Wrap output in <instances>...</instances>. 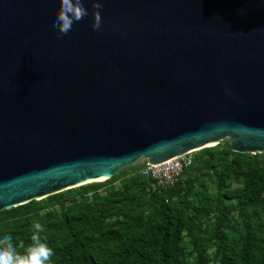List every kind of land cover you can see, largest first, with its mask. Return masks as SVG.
Masks as SVG:
<instances>
[{"label": "water", "instance_id": "1", "mask_svg": "<svg viewBox=\"0 0 264 264\" xmlns=\"http://www.w3.org/2000/svg\"><path fill=\"white\" fill-rule=\"evenodd\" d=\"M101 2L60 35V0H0V211L225 138L264 152V0Z\"/></svg>", "mask_w": 264, "mask_h": 264}, {"label": "trees", "instance_id": "2", "mask_svg": "<svg viewBox=\"0 0 264 264\" xmlns=\"http://www.w3.org/2000/svg\"><path fill=\"white\" fill-rule=\"evenodd\" d=\"M210 149H204L206 155L198 157L196 166L200 174L209 176L206 171L211 170L216 176L219 191L215 201L207 197L205 204H194L189 198L196 192V178L188 175L183 179V174L192 164L173 185H158L139 173L120 186H107L115 180L113 175L0 211V236L8 233L17 245H27L34 222L41 223L46 229L42 235L55 251L53 264H264V226L249 218V210L264 212V161L256 160L242 169L240 159L235 158L234 172L246 177L240 190L224 191L226 173L213 165ZM140 193L148 195L157 219L127 231L132 222L126 215L140 201ZM233 197L236 204H224ZM173 199L182 201L186 216L178 213ZM125 201L128 205L121 207ZM47 203L50 207L45 215L33 217L34 209ZM234 209L241 229L230 225L228 213ZM112 215L122 218L105 220ZM183 231L188 240H183ZM230 233L235 234L234 240ZM210 246L214 247L211 254Z\"/></svg>", "mask_w": 264, "mask_h": 264}, {"label": "rangeland", "instance_id": "3", "mask_svg": "<svg viewBox=\"0 0 264 264\" xmlns=\"http://www.w3.org/2000/svg\"><path fill=\"white\" fill-rule=\"evenodd\" d=\"M205 148H209V147H204L196 151H192L190 154H188L192 156L193 163H191L192 165L188 167L190 168V171L188 170V172L183 174V179H185L188 175L195 176L196 178V181H195L196 182L195 184L197 185V187L195 188L196 192L192 196L193 198L189 197L191 200L193 199L194 204H205L207 197H214V201H215L217 197V192L219 191V188L217 186L218 184L217 178L211 172V170L206 171L207 173L210 174L209 176L202 175L200 174V171H199L200 168L196 166V163L200 162L199 161L200 158L198 157L199 156L205 157L206 154L203 153ZM210 148H211L210 150L212 151V155H213V160H212L213 165H215L217 169L224 170L226 173L225 176H223V183H224L223 190L224 191H232V192L237 191V190H240L243 186V182L246 176L242 173L237 174L234 172V159L235 158L240 159L239 166L242 169L247 168L250 164H252L256 160L264 161V152L255 153V154L240 153L241 155L237 156V154L235 153H239V152H235L231 150L226 138L219 141L217 144L211 146ZM144 162H145V159L140 158L137 161L133 162L132 164L121 168L119 171H117L116 174H114L115 180L108 183L107 186H115V185L120 186L121 183H123L126 179L132 177L135 174H139L141 171V168L144 165ZM76 188L77 187L71 188V191H74ZM137 196L141 198L140 201L137 202V204L134 205L131 211L129 210L130 212H128L126 215L127 218L130 219L129 221L132 222L128 226L127 231H130L133 227L137 225L144 226L157 219L155 207L150 204L148 195L144 196L143 194L140 193ZM43 199H40V200H43ZM173 201H174L173 205L175 206L176 209H178V213L183 214V217L186 216L184 215L186 211H185V207L182 204V201H180L179 199H176V200L173 199ZM236 202H237V199L234 197L231 198L230 200H227V199L224 200V204L226 205L230 203L234 205L236 204ZM48 205H49L48 203L45 206L42 204L38 208H35L34 211L32 212L33 217L35 215L44 216L45 212H47L50 207ZM127 205H128V202L125 201L121 205V207H125ZM17 207H12V208H17ZM9 209H6V210H9ZM249 212H250L249 218L253 224H260L261 226H264V212H260V213L254 212L253 213L251 210H249ZM238 214H239L238 210L234 209V211L228 213V218L231 222L230 224L231 226H237L239 229H241L243 225L241 223V219ZM211 216L212 214H210V217ZM19 217L21 216H18V218ZM118 218H122V215H120L119 217L118 215L107 216L105 220L114 221ZM205 219L206 218L204 217L203 220ZM210 219L213 220L214 217H211ZM182 220L185 221V219H182ZM234 235L235 234H231V233L229 234L230 240H234ZM182 238L183 240H188L187 236H185L184 231L182 232ZM213 249L214 247L210 246L208 253L211 254L213 252Z\"/></svg>", "mask_w": 264, "mask_h": 264}, {"label": "clouds", "instance_id": "4", "mask_svg": "<svg viewBox=\"0 0 264 264\" xmlns=\"http://www.w3.org/2000/svg\"><path fill=\"white\" fill-rule=\"evenodd\" d=\"M94 11L93 29L99 30L102 25L101 0H92ZM88 15L85 0H60V7L53 18L52 26L58 29L60 35H67L75 23L83 20ZM229 91V89H226ZM33 234L26 245H17L11 234L0 236V264H53L54 248L49 244L45 227L34 222Z\"/></svg>", "mask_w": 264, "mask_h": 264}, {"label": "built area", "instance_id": "5", "mask_svg": "<svg viewBox=\"0 0 264 264\" xmlns=\"http://www.w3.org/2000/svg\"><path fill=\"white\" fill-rule=\"evenodd\" d=\"M185 153L160 163L145 160L140 174L152 178L158 185H173L178 181L184 168L192 163V156Z\"/></svg>", "mask_w": 264, "mask_h": 264}, {"label": "bare ground", "instance_id": "6", "mask_svg": "<svg viewBox=\"0 0 264 264\" xmlns=\"http://www.w3.org/2000/svg\"><path fill=\"white\" fill-rule=\"evenodd\" d=\"M99 180H102V179H97V180L88 179V180H85V182L99 181ZM85 182H84V183H85Z\"/></svg>", "mask_w": 264, "mask_h": 264}]
</instances>
